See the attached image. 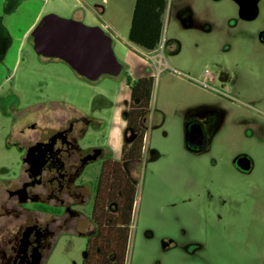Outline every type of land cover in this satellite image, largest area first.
I'll list each match as a JSON object with an SVG mask.
<instances>
[{
  "label": "rangeland",
  "instance_id": "1",
  "mask_svg": "<svg viewBox=\"0 0 264 264\" xmlns=\"http://www.w3.org/2000/svg\"><path fill=\"white\" fill-rule=\"evenodd\" d=\"M135 2L16 0L14 16L4 18V25L16 41L0 64V91L19 93L24 104L48 96L67 97L85 114L106 124L91 135L94 142L104 145L109 126L116 124L113 146L117 150L124 142L128 81L153 75L155 88L146 124L144 158L128 166L137 182L138 196L127 264H264V137L252 141L244 132L229 131L219 137L212 156L201 158L191 155L185 147L187 110L211 99L200 84L203 75L215 72L218 63L264 62V47L256 41L251 47L241 39L230 38L237 30L260 26L240 22L237 9L229 0H168L162 54L167 67L156 68L152 58L155 53L128 41ZM179 7L190 10L191 25L180 17ZM48 14L74 20L77 15L84 17L77 21L86 26L100 27L112 38L123 72L118 77L103 76L89 81L77 78L58 60L57 67L52 69L37 67L38 60L44 58L36 54L30 39L20 48V39L30 26L34 25V29ZM236 21L238 25L234 26ZM175 42L181 45L178 54L173 53ZM13 72L14 78L10 79ZM180 73L188 77L185 79ZM8 123L0 111L2 180L20 171L16 154L4 146ZM239 151L248 152L256 161L251 176L238 174L231 167L230 159ZM212 158L217 160L216 166ZM91 170L96 178L99 164L91 166ZM167 238L181 245L194 240L204 249L195 256L181 249L164 251L162 242ZM85 249L86 238L60 232L41 264H82Z\"/></svg>",
  "mask_w": 264,
  "mask_h": 264
},
{
  "label": "flooded vegetation",
  "instance_id": "2",
  "mask_svg": "<svg viewBox=\"0 0 264 264\" xmlns=\"http://www.w3.org/2000/svg\"><path fill=\"white\" fill-rule=\"evenodd\" d=\"M229 1L235 5L240 22L260 26L237 30L230 38L241 39L251 47L256 41L264 47V0ZM178 14L191 25L193 16L189 9L179 7ZM237 25L238 21L234 23ZM175 44L173 53L178 54L181 45ZM43 58L38 60L37 67H57L56 59ZM70 70L77 78H84ZM203 76L200 84L211 99L187 110L186 150L197 158L212 156L219 137L229 131L244 132L252 141L264 137V62L218 63L215 72L207 71ZM0 111L9 122L5 149L16 154L20 166L18 174L0 179V264H41L53 239L64 231L86 238L84 264L90 258L89 246L101 235L103 226L96 206L102 167L108 161L119 160L122 148L131 144L135 136L125 124L124 142L116 150L111 143V125L105 144L94 142L91 135L106 124L85 114L65 96H48L24 104L19 93L0 91ZM147 120L143 121L145 125ZM211 160L216 166L217 160ZM138 162L129 163L127 169ZM95 164H99L96 178L91 170ZM230 164L243 176H251L256 168L254 157L245 151L234 154ZM115 209L114 205L109 206L110 212ZM162 246L164 251L181 249L190 256L204 249L194 240L181 245L172 238L165 239Z\"/></svg>",
  "mask_w": 264,
  "mask_h": 264
},
{
  "label": "trees",
  "instance_id": "3",
  "mask_svg": "<svg viewBox=\"0 0 264 264\" xmlns=\"http://www.w3.org/2000/svg\"><path fill=\"white\" fill-rule=\"evenodd\" d=\"M168 0H136L128 41L148 52L160 47L164 38V18ZM33 41L32 37H29ZM155 88L154 77L128 81V109L124 113L126 129L135 139L125 144L120 159L106 162L101 170L96 206L103 218L101 235L89 246L90 258L84 264H127L135 204L137 182L132 179L127 165L141 161L144 154L147 127L143 123L151 111ZM117 135L113 125L111 143ZM114 205V212L109 206Z\"/></svg>",
  "mask_w": 264,
  "mask_h": 264
},
{
  "label": "water",
  "instance_id": "4",
  "mask_svg": "<svg viewBox=\"0 0 264 264\" xmlns=\"http://www.w3.org/2000/svg\"><path fill=\"white\" fill-rule=\"evenodd\" d=\"M37 55L66 63L89 81L118 77L124 66L113 50V40L100 27L48 14L31 31ZM189 141L185 132V143Z\"/></svg>",
  "mask_w": 264,
  "mask_h": 264
},
{
  "label": "crops",
  "instance_id": "5",
  "mask_svg": "<svg viewBox=\"0 0 264 264\" xmlns=\"http://www.w3.org/2000/svg\"><path fill=\"white\" fill-rule=\"evenodd\" d=\"M16 0H0V64L4 61L6 53L10 51V49L13 47L16 38L14 37L13 33L11 30L4 25V18L5 20L11 19L12 16H14L15 12L14 11V6L13 2ZM17 3V2H16ZM5 5L6 9L3 11L2 6ZM4 7V6H3ZM6 16V17H5ZM75 18L77 20H83L84 17H79L75 15ZM33 26H30L22 35L21 41H20V48L23 46V43L25 41H29V37L31 34V31L33 30ZM18 62V60H17ZM17 64V63H16ZM149 76L145 75L144 77ZM144 153H145V148H144Z\"/></svg>",
  "mask_w": 264,
  "mask_h": 264
},
{
  "label": "built area",
  "instance_id": "6",
  "mask_svg": "<svg viewBox=\"0 0 264 264\" xmlns=\"http://www.w3.org/2000/svg\"><path fill=\"white\" fill-rule=\"evenodd\" d=\"M164 44H165V39L163 38L162 44L160 45V47L157 49V51L154 52H150V53H155V55L152 57L154 59V66L157 68L160 66H166L167 67V63H164V57L162 56L163 54V50H164Z\"/></svg>",
  "mask_w": 264,
  "mask_h": 264
}]
</instances>
